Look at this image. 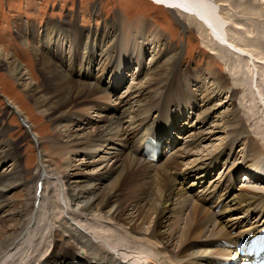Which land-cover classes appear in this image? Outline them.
Segmentation results:
<instances>
[{
  "label": "bare ground",
  "instance_id": "bare-ground-1",
  "mask_svg": "<svg viewBox=\"0 0 264 264\" xmlns=\"http://www.w3.org/2000/svg\"><path fill=\"white\" fill-rule=\"evenodd\" d=\"M156 1L167 8L192 17L189 21L190 25L186 26L190 28V26L194 27L195 24L194 28L199 29L198 35L204 44L203 46L212 49V52L217 54L220 60L226 64L227 72L223 77L214 71L209 73L211 79H214L212 84H215V88H211L202 80L199 71L196 74V72L190 73L187 70L186 73H182L184 76L183 88L180 91H172L174 86L169 83L167 78L171 74L170 72L175 70L176 65L179 66L181 47L173 48V51L168 49L171 51V57H168V50L164 49L162 42L163 34L141 19L135 20L134 24L123 22L121 34H116L117 36L111 37L108 34L101 36L100 42H97L99 39L92 38L94 42L91 41L90 43L94 46L93 49H98L100 53L95 55L92 50L87 53L86 58H80L79 54L74 56L71 63H78L71 64L70 76L74 74L76 78L79 77V80L75 79V84L65 77L61 80L63 69L56 64L57 62L49 61L46 56L39 53V62L43 71L52 76L51 80L57 81L49 92L44 91L43 88H34L32 82H27L28 88L34 92L40 106L44 107L43 110L50 116L53 114V118L56 117L60 124L63 123L62 121H68L70 114L76 115L73 123L80 129L76 131L75 137L71 134L74 129H71L68 124L60 126L65 127L62 132L58 129L55 130L58 133L61 132L63 137H67V142L64 143L65 147L72 145L67 153H63L66 164H63L65 167L62 172L69 179L67 186L69 191H72L70 196L74 201H77L78 204L75 206H81L82 214L94 210V215L98 218L111 222L122 221L124 227H133L132 231L137 236H134L135 240L131 241L133 245L125 247L141 248L137 255L135 252V255L138 261H142L143 258L146 259L144 264H212L217 260L215 259L217 255L223 256L230 251L218 246L219 242L224 240L236 242L244 235L251 232L257 233V228L264 224V189L250 188L244 185L240 187L233 183L241 169H245L246 172H255L252 174L253 176H249V179L264 184V161L260 163L263 159L264 145L259 143L262 140L259 138L260 136L264 139V130L255 120L260 116L257 113V108L251 109L256 98L257 102L260 101L261 105L259 106L264 111V88L261 91L256 89L255 93L252 92L255 95L252 100L251 91H248L251 89H246L249 79L244 80V77H240L242 67L239 68V64L237 65L232 57L222 58L219 55L220 50L232 52L233 54L230 53L231 56L245 59L247 62L245 64H248L250 69L253 68L257 73L259 72L257 62L264 58V33H262L264 24L261 23L262 20L258 23L256 19L257 16L261 17V13L257 11L252 13V10L262 7L264 11V0H235L233 2L231 0V7L236 9V12L234 9L232 13L229 10L230 19L221 10L222 3L219 0ZM227 1L230 2V0ZM248 15L249 18L246 17ZM252 17H255L256 20ZM194 20L197 22L192 23ZM200 25H202L201 29ZM186 26L184 23V27ZM254 32L257 33L256 41L258 42L256 43L261 48L263 47L261 53L257 51L255 40L253 41L255 35L252 33ZM112 38H114V44ZM49 41L52 40L49 39ZM52 42L48 43L47 46L56 44L55 46L59 51L63 50L64 46L61 45L60 47L62 41L58 43V40L55 39ZM152 45H154L152 53L154 61L151 65H147L141 58L149 52ZM105 48L107 52L104 55ZM76 49L77 47L74 46V50ZM59 54L62 55V53ZM100 58H102L101 61L103 60L102 65L98 63L102 76L94 75L93 69L88 73L84 72L83 65L93 68L94 62ZM136 59L139 61V69L137 68L139 74H144L146 81L140 79L137 82L134 93L130 95V107L122 110L121 103L112 102L109 94L107 95L109 90L105 92L100 83L108 74L116 78L118 76L117 71L122 68H129L135 61L137 62ZM234 65H236L235 68ZM11 67L18 73L19 77L27 81V73L24 69L15 62H12ZM233 68L234 71H232ZM230 75L234 79L233 83ZM126 80L127 78L123 82ZM262 80L264 81L263 78ZM134 84L129 87L131 88ZM195 85L197 88H194ZM225 90H227L229 97L223 101L221 97ZM90 91L102 93L103 96L101 97L104 100L108 97V102L105 103L108 106L98 107V119L91 116L95 110L92 111V114L76 111L81 103L94 104V102H100V100L90 101L88 97ZM239 91H241L240 94H238ZM244 99L251 103L245 102ZM199 100L203 101L202 107L198 104ZM237 100L242 105L240 108L237 107ZM121 101L123 102L124 99ZM95 106H92L91 109ZM188 106L192 107V111H187ZM226 106L228 108L224 112L221 111ZM151 112L159 113L158 117H150ZM167 115L171 116L172 119L165 120V118L168 119ZM196 116H198V120L194 121L195 123L192 125L190 121ZM215 118L217 120L219 118L220 122H216ZM213 121L214 123L207 129L212 130L206 132L205 127ZM25 122L28 123L27 120ZM247 122L253 123V132L247 127ZM171 129L186 132L185 136L190 141L186 142V144L189 143L188 146L185 144L187 147L183 146L176 153L168 155L165 158L167 159L165 163L160 161L159 164H156L148 161L144 153L145 141L153 137L156 139L164 138L172 132ZM142 130L145 131L144 134ZM190 131L192 133L195 131V133L188 135L187 132ZM4 132L5 128L0 125V166L2 163L8 162L15 172H0V213L11 204L10 201L4 200L5 192H10L15 187L21 186L22 182L24 183L20 159L18 155L13 154L11 146L9 147L8 141L3 136ZM218 132L226 133V135L224 142L217 149L211 150L209 153L207 152L208 149H205L201 155L194 152L200 146L205 147L202 143L210 140ZM33 133V128L28 129V135L37 145L40 141L32 135ZM175 135L177 136V134ZM183 138L180 136L178 140ZM170 139L173 138L170 137ZM162 144L165 145V142ZM240 146L243 148V151L242 149L239 151L240 153L242 151L241 158L243 159L239 162L236 161L239 159L236 158V153ZM91 150H96L93 151L95 154L91 158H98L95 162L105 164L95 173L102 178V181L91 186L94 192L88 191L85 186L89 180L88 173L81 169V165L73 164L71 157V154L83 153L88 155ZM59 153L62 155L61 151ZM165 155L163 153V156ZM44 157L42 156V159H45ZM192 157L194 160L191 159ZM188 158L191 160L186 161ZM110 160L112 161L110 162ZM45 162L42 160V165L39 166L36 183L34 182L35 185L33 186L34 195L32 193L28 196L25 204L15 212L19 216V220L10 226L6 223L0 226V264H129L126 262V258L120 255L119 251L121 250H118L120 249L118 248L119 244L123 242L121 234L106 235L98 232L96 235L89 231L90 229L89 232H86L87 229H84V225L79 226L81 224L78 220L80 217L70 213L71 211L68 209V212L65 211V207L64 211L61 212H67V216L73 217L74 221L71 222L65 216H62L63 218H60L59 222L53 219L54 222H58L56 224L58 228L52 231L56 238L51 240V236H46V238H50L51 243L41 244L40 250L38 249L39 244L38 254L26 261L33 253L28 251L25 254L22 247L30 244L31 239L27 240V238L30 232L34 231V228L44 229L43 222L45 221L41 218L42 212L39 213L40 204L44 205L46 194H51L50 191H52V189H48L47 181L50 175H48V166ZM82 165L91 164L83 163ZM144 166L150 169L149 172H147L148 168L146 171L141 168ZM217 166H222L221 170L224 171L218 178L215 176ZM69 168L74 170V173L68 172ZM136 168L142 172V180L140 181L144 183L139 184V191H130L126 194H129L131 203H134L133 210L137 214L127 213L128 207L121 204H116V207L107 210L111 206V202L117 200L121 193L117 192L119 184L121 185L125 177ZM150 177L152 179L148 180ZM131 179L132 177H130V181ZM40 181L43 183L42 198H38L36 192ZM106 181H111V184L109 182L108 185H105ZM62 183L61 180L60 185ZM73 184L75 185L73 186ZM155 185L156 188L154 189ZM75 188H79V192H76ZM198 189L203 190L197 195L191 193V191H198ZM55 196L53 199L48 197L52 199L49 205H62L61 199L59 198V200ZM37 200H40L39 210L35 207ZM214 203H216L215 207L211 209ZM221 204H224V208L216 213L215 208ZM1 219L2 216H0ZM48 219L52 221V216L50 215ZM140 220L141 222L137 225ZM149 220L151 222L147 225ZM35 222L37 226L32 227ZM233 230H238V233L233 235ZM57 231L63 232L62 235L65 238V246L62 248L60 247V240L63 238H60ZM27 233L29 234L26 235ZM52 241L53 248L50 246L46 249L48 245L52 244ZM148 246L153 248L154 254L147 253L146 247ZM195 248H199V250L195 251ZM163 255H166L168 260ZM17 257L22 258L23 261L17 260ZM132 263H135L134 260Z\"/></svg>",
  "mask_w": 264,
  "mask_h": 264
},
{
  "label": "rangeland",
  "instance_id": "rangeland-1",
  "mask_svg": "<svg viewBox=\"0 0 264 264\" xmlns=\"http://www.w3.org/2000/svg\"><path fill=\"white\" fill-rule=\"evenodd\" d=\"M219 1L220 3H222L221 10L226 14L224 15L227 18H229V10L231 11V13L234 10H235L234 12H236V9L231 7L230 4L231 0L230 2L227 0H219ZM233 1L235 0H232V2ZM254 11L261 13V17L259 18L257 16L256 19L258 23L259 21L262 20L261 23L264 24L263 8L262 7H259L258 9L255 8L254 10H252V13ZM188 17L189 16L185 13L181 14V12L179 13L178 11L172 10L171 8H166L164 5L161 6V4L158 5L150 0L149 1L148 0H0V125L2 126V128L3 127L5 128V132L3 136L8 141L9 147L11 146V149L13 150L12 151L13 154L18 155V158L20 159L21 168L23 171L22 173L24 174L23 176L24 183L22 182L21 186L15 187V189L10 190V192H5L6 194L4 200L10 201L11 204L10 206L7 207L5 211H2L0 213V216H2V219L0 220V226L3 223H6L7 225L10 226L12 223H15V221L19 220V216L15 212L16 210H18V208H20L25 204L28 196L32 195L34 190L33 186L36 183L35 180L39 172V166L42 165L41 163L42 160L46 161L45 163L48 166L47 172L48 175H50L47 181L49 184L48 189L49 190L52 189L53 191V192L50 191L51 194H46L47 196L44 199V205L42 203L40 204L41 210L39 211V213L42 212L43 214V215L41 214V218L43 219V221H45L43 222L44 229L38 230L34 228L33 232H30V234L29 233L26 234V235L29 234L27 240L31 239L32 243L30 240V244L27 245L26 247L23 246L22 249L25 254L28 251H30V253H33L32 255H30V257L26 259V261L28 259L30 260V258L38 254L40 248H42L41 244L51 243V240H54L56 238V235H54L52 231H54L55 228L56 229L58 228L56 227L58 226L56 224H58L59 222L58 220L60 218H63L65 216L69 220H71V222L74 221L73 217L69 218L67 216L68 210L71 211L70 213L75 214L77 217L78 216L80 217L78 219L80 220L81 223L79 224V226L84 225L85 226L84 229L85 230L87 229L86 232L91 231L93 234L96 233L98 234L99 232L106 235H110L112 233L119 235L121 234V236L123 237V242L119 244L118 248L120 249L118 250H121L119 251V253L124 258H126L127 263L131 264L133 260L135 262L137 259L136 258L137 252L139 249H141L136 247L134 248L125 247L127 245H133L131 241L135 240L134 236H137L135 235L136 233L134 234V232L132 231L133 227L132 228L124 227L122 221L111 222L106 219L98 218V216L96 217L94 215L93 212L94 210L93 211L90 210L82 214L80 210L81 206L80 207L77 205L75 206V204L78 203L77 201L73 200L72 196H70L72 195V191L70 192L67 186L69 179L65 177V174L62 172L63 168L65 167L64 165L66 164L65 163L66 160H64L63 153L64 152L67 153V150H70L72 145H67L65 147L64 143L67 142V137L65 136L63 137V135L61 134L62 130H65V127H60V126L65 124L70 125V128L74 129V131H71V134H73L74 137L77 135L76 131H78L80 128L74 126L75 123H73L75 122L76 115L70 114L68 121L67 120L62 121L63 123L60 124V122L57 120L56 117L53 118L52 116L53 114L50 116L46 111L43 110L44 107L40 106V103L37 101L34 92L28 88L29 86L27 82H32L34 88H38V89L43 88L44 91L49 92L51 89H53V86L57 81V80L56 81L51 80L52 76L49 75L48 72L43 71L39 62L40 60L39 53L46 56V58L49 61L51 60L55 63L57 62L56 64L63 69L60 78L61 80H63L65 77L68 80H71L73 84H75V79L79 80V77L77 76L76 78L74 74H72V70H71V74L73 78L72 76H70V66L72 64L71 60L74 58V56H77L79 54L80 58L81 57L86 58L87 53L91 52L92 50L94 51L95 55L97 53H100L98 49H93L94 46L91 45L90 43L91 41L94 42V39L92 40V38H97L99 39L97 40V42H100V39H102L101 36H106L107 34L111 37L116 34L119 35L121 34L120 31L123 28L121 26L123 22L129 24L135 22V20L141 19L151 24L153 27H155L158 31H160L163 34L162 42L164 44V49L166 50L170 49L171 51H173V48L181 47L179 66L176 65L175 70H172L170 72L171 74L168 77L169 79L167 78V80H169V83L172 86H174L172 88V91H180V89L183 88L182 84L184 82V76L182 73H186L187 70L190 71V73L196 72V74H198L199 71V73H201L202 75V80L205 81V83L209 85L211 88H215L216 87L215 84H212L214 83V79H211L209 73L211 71H214L223 77L224 74L226 75L227 72L226 64H224V62L220 60L217 54L212 52L213 51L212 49L205 48L203 46L204 44L201 42L200 36L198 35L199 29L194 28L196 26L195 24L194 25L192 24L194 27L190 26V28H188V26L190 25L189 21L192 18V17L191 18ZM246 17L249 18V15ZM252 19H255V17H252ZM194 22L197 21L195 20L192 21V23ZM184 23L185 26L186 25L188 26L184 27ZM247 27L249 28V26ZM201 28L202 25H200V29ZM262 31L261 32L264 33L263 29ZM256 34H257L256 32L252 33V35H255L253 36L254 38L253 41L255 40L254 43L258 42L256 41L257 40ZM49 39H51L52 41L57 39L58 43L59 41H62L60 43V47L61 45H63L64 46L63 50L65 51L63 50H61L62 52L59 51V49L55 46L56 44L53 46L50 45L48 47L47 44L52 42L49 41ZM113 39L114 38H112V43L114 44L115 42ZM256 45L258 49L256 50L261 53L263 47L261 48L258 45V43H256ZM74 46L77 47L76 50H74ZM153 46L154 45L150 46L152 50L149 49V52H147L145 56L141 58L147 65L148 64L151 65V63L154 61V59H152L153 58L152 53L154 50ZM105 50L103 51L104 55L107 52L106 48ZM170 50L167 51L168 57H171ZM59 53H62V55H60ZM230 53L233 54L232 52H227V51L222 52L221 50L219 51L220 57L222 58L232 57V60L236 62L237 65L239 64V68L242 67L241 69L242 74L240 75V77L241 78L244 77V80L249 79V82L247 84L248 86L246 87V89L248 88L251 89L248 91L249 92L251 91V95H252L251 99L253 100V98H255L254 95L255 90L259 89L261 91L262 88H264V83H263L264 81L263 80L261 81L262 78L264 79V74H263L264 58L263 59L259 58L260 60L258 61L260 62H257L258 63L257 66L259 67L258 68L259 72L257 73L255 70H253V68L250 69L248 67V64H245L246 62L245 59L239 58L238 56L233 57L230 55ZM101 59L102 58L94 62L93 68H89L88 65H83L82 69L86 73L90 72L91 69H93L94 75L102 76L101 75L102 71L99 70L100 69L99 64L102 65V61H103V60L101 61ZM165 60H163V62H165ZM12 62H15L20 66V68L26 71L27 81L19 77L18 73H16L15 70H13V68L11 67ZM77 63L78 62H75L74 64ZM138 63L139 61L137 60V62L135 61L133 65L130 66L129 68L127 69L122 68L121 70L117 71L118 76L116 78L113 75L108 74V76H105L104 81L100 83L101 88L104 89L105 92L109 90L107 95L109 94V97L111 98L112 102L115 101L118 104L121 103L120 107L122 110L123 109L125 110L130 107L131 105L130 95L134 93L135 85H137V82L140 81V79L143 80L144 82L146 81V77L144 76V74H139ZM129 64L131 65V63ZM235 67L236 65H234V68ZM234 68L232 71H234ZM205 76L206 78H204ZM126 78H127L126 82H123V80ZM230 78H232L231 75ZM232 79L230 80L232 81ZM233 82L234 79L232 83ZM133 83L135 84L130 88L129 86L132 85ZM242 83L240 82V84ZM194 88H197V86L195 85ZM226 91L227 90L224 91L221 97L223 101L224 99L229 97V94ZM240 93L241 91H239L238 94ZM101 96H103V94L98 91H94V92L90 91V95L88 96L90 101L100 100V102H94V104L81 103L80 107L76 108V111L79 113L82 112L85 114L88 113L92 114V111L95 110L94 114H92L91 116L93 118L98 119L97 116L98 114L97 111H99L98 107L108 106L107 104H105L108 102V97L106 100H104L103 97ZM120 97L121 98L123 97L122 98L124 99L123 102L121 101L122 99ZM256 100L257 99L255 98L254 105L251 104L253 107V108L251 107V109L253 110L257 108L258 112L256 110L254 111L260 114V116H258V118H256L255 120L264 130V117H263L264 111L263 108L259 106L261 105L260 101L257 102ZM246 101L250 102L249 100H245V102ZM198 104L202 107L203 101L199 100ZM94 105L96 106L91 109V107ZM241 106L242 105L239 104L237 100V107L240 108ZM227 108L228 107L226 106L225 108L221 109V111L224 112V110ZM87 109H89V111H87ZM154 110L157 111L156 109ZM187 111H192V107L188 106ZM151 114L152 115L150 117H155V118H157L159 115V113L156 114V112H151ZM166 117L168 119L165 118V120L172 119L171 116L167 115ZM22 118L30 121V127L26 128L24 126L23 122L21 121ZM215 119L216 122H220L219 118L218 120L217 118ZM196 120H198V116H196L190 121L191 124L193 125L196 122ZM214 121L210 122V124H208L205 127L206 132L212 130V129L210 130L207 129L210 128V125H212ZM252 124H253L252 122L250 123L247 122V127L249 128V130L253 132ZM31 128L34 129V133L32 135H34V137L36 139L38 138L40 141V143L39 144L37 143V145L33 141L32 137L28 135L27 129L31 130ZM55 129H58L61 132L58 133L56 132L57 130ZM171 131H172L171 133L172 136L177 134L176 136L177 139L180 136L184 137L182 140H179V144L178 147L176 148L175 153L183 146L184 147L188 146L189 143L186 144V142L189 139L188 137L186 138L185 136L186 132H179L173 129H171ZM144 132L145 131L142 130L143 134ZM193 133H195V131ZM193 133L191 131L187 132L188 135H192ZM225 135L226 133L218 132L217 135L213 136L210 140H206L205 142L202 143L205 147L200 146L194 152H197L198 155L200 153L201 155V153H203V150L205 149H208L207 150L208 153L211 152V150L217 149V147L224 142ZM259 138L262 139L259 141V143L261 144L263 143L262 145H264V139L261 136ZM241 149L243 151V148H241V146L238 147L236 153V158H239L236 161L239 162L242 161L243 159L241 158L242 151L241 153L239 152ZM59 151L62 152V155L59 153ZM93 151L95 152L96 150H91V152H89L90 155L89 153L88 155L83 153H80L78 155L71 154L73 164L79 166L81 165L82 167L81 169L85 173H88L89 180L86 182L87 185L85 184V186L90 192H94L93 189H91V186H95L97 183L102 181V178L95 175V173L105 165V164L104 165L100 164L101 162L100 163L95 162V160L98 158L96 159L91 158L92 155L95 154ZM44 153L45 155H42ZM42 156H45L44 157L45 159H42ZM189 159L190 158H188L186 161H188ZM191 159L194 160L193 157ZM163 160H164L163 163L167 161V159L165 158ZM111 161L112 160H110V162ZM262 161H264V154H263V159L260 161V163ZM83 163H87V164L89 163L91 165H82ZM48 164L51 166H49ZM139 166H141L140 163ZM141 168H144L146 171V168L148 167L144 166ZM216 168H217L216 169L217 173L215 172L216 173L215 176L218 178V176L223 174L224 171L223 169L221 170L222 166L220 167L217 166ZM12 169H11V164H9L8 162L2 163L0 166V172H7V173L15 172V170ZM70 169L71 168H69L67 171L70 172L71 174L74 173V170H70ZM149 170L150 169L148 168L147 172H149ZM141 173L142 172L138 168H136L133 169V171L129 173L127 177H125L124 182L122 181L121 185L119 184L117 189V192H121V193L117 197V200L111 202L110 204L111 206L108 207L107 210L112 209V207H116L117 206L116 204H121L124 207H128L129 210H126L127 213L137 214L136 211L133 210L134 203L133 202L131 203L128 197L129 194H126V192L130 193V191H139L138 188L139 184L144 183L140 181L142 180ZM245 175H246V170L241 169L238 180H236L238 186L241 187L242 185H244L250 188L259 187L260 189H264V184L260 183L259 181L257 182V180L255 181L253 179L249 180L248 177ZM130 177H132L131 181H130ZM151 179L152 178L150 177L148 180ZM61 180L63 183L60 185ZM111 181H106L105 185H108L109 182L111 184ZM74 185L75 184H73V186ZM155 188L156 185L154 186V189ZM142 189H144L143 186ZM74 190L76 192H79L78 191L79 188H75ZM202 190L203 189H198V191H191V193L197 195ZM53 196H55V198L58 199L60 198L61 199L60 202L62 205L59 206L49 205L50 201L53 199ZM48 197H52V199ZM64 207L66 208L65 211L67 212L62 213L61 211H64ZM220 210L221 209H219L217 212H219ZM39 213L37 214V216L39 215ZM50 215L52 216V221L48 219ZM53 219H56L55 221L58 222H54ZM139 222H141V220L137 222V225H139L138 224ZM150 222L151 220H149L147 225H149ZM34 225L37 226V223L35 222L34 224H32V227ZM62 233L63 232L61 231H57V234L60 235V238H63V240L62 239L60 240L61 248L65 246V240H64L65 238L64 235H62ZM46 236H51L50 237L51 240L49 237L46 238ZM39 244L40 246L38 248ZM50 246H52L53 248V241L51 245H48V247H46V249L49 248ZM37 248L39 250H37ZM52 248L50 249L52 250ZM50 249L49 251H51ZM146 249H147V253L154 254L153 253L154 250L152 247L148 246L146 247ZM194 250L197 251L199 250V248H195ZM163 256L165 257L166 260H168L166 255ZM17 260H22V258L17 257Z\"/></svg>",
  "mask_w": 264,
  "mask_h": 264
}]
</instances>
